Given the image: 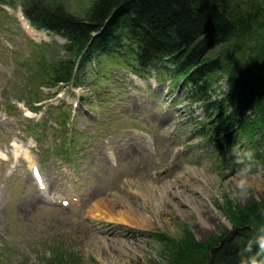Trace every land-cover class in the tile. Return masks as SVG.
<instances>
[{"label":"rangeland","instance_id":"374dc122","mask_svg":"<svg viewBox=\"0 0 264 264\" xmlns=\"http://www.w3.org/2000/svg\"><path fill=\"white\" fill-rule=\"evenodd\" d=\"M48 1L81 15L93 0ZM0 3L9 12L0 13V264H167L157 232L202 243L231 228L224 208L235 214L264 199V161L255 159L264 148L239 137L261 174L246 198H232L237 172L195 134L202 103L159 70L137 73L132 58L98 54L69 82L51 85L45 74L32 86L33 61L49 68L78 56L56 34L27 32L21 0ZM263 41L264 23L242 45L244 60ZM216 79L218 96L230 90L226 73ZM33 164L48 186L41 199ZM107 197L140 213L142 226L92 216L93 202ZM60 243L72 255L52 261L49 245Z\"/></svg>","mask_w":264,"mask_h":264},{"label":"trees","instance_id":"16d2710c","mask_svg":"<svg viewBox=\"0 0 264 264\" xmlns=\"http://www.w3.org/2000/svg\"><path fill=\"white\" fill-rule=\"evenodd\" d=\"M263 1L93 0L79 15L48 0H23L32 24L64 36L65 49L78 56L76 62L61 60L49 68L43 61H33L26 79L35 86L42 75L50 74L51 85L69 82L74 70L93 56L114 52L124 63L132 58L138 71L159 70L181 83L192 102L202 103L204 116L196 123L195 134L215 153L221 168L234 174L242 166L232 154L240 149L236 143L241 135L251 146L264 148V41L250 59L244 60L242 50L253 30L264 23ZM212 49L213 55L207 56ZM220 73H226L230 90L218 96L215 84ZM255 159L263 162L264 151ZM224 210L231 228L202 243L190 234L157 232L167 264H240L238 253L254 229L264 226V199L251 200L235 214L228 207ZM49 248L52 261L63 253L64 258L72 255L62 243Z\"/></svg>","mask_w":264,"mask_h":264},{"label":"clouds","instance_id":"9594fccd","mask_svg":"<svg viewBox=\"0 0 264 264\" xmlns=\"http://www.w3.org/2000/svg\"><path fill=\"white\" fill-rule=\"evenodd\" d=\"M235 163L242 165L233 180V188L230 192L232 198L244 199L253 187L252 177L261 173L253 172L251 161L253 153L250 150L233 149ZM248 161V163L245 162ZM254 236L244 245L238 253L240 264H264V226L254 229Z\"/></svg>","mask_w":264,"mask_h":264},{"label":"bare ground","instance_id":"6f19581e","mask_svg":"<svg viewBox=\"0 0 264 264\" xmlns=\"http://www.w3.org/2000/svg\"><path fill=\"white\" fill-rule=\"evenodd\" d=\"M22 21L24 25L30 29V32L34 34V31L32 32V29L27 25V22L24 19H22ZM44 183L45 187L41 190V196L39 195L40 199L41 197H44L49 194L47 190L48 186L45 181ZM62 200L63 198L61 199V201ZM90 210L92 216L102 218L107 221L118 222L132 226H142L144 222L142 215L137 211H134L129 205L125 204L124 201L110 199L108 197L95 200Z\"/></svg>","mask_w":264,"mask_h":264}]
</instances>
